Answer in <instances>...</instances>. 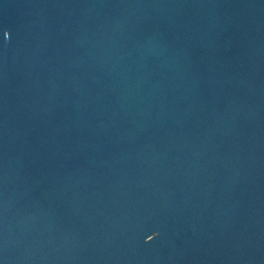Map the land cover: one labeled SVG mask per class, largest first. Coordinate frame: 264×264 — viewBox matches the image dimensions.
Listing matches in <instances>:
<instances>
[{"label": "water", "instance_id": "95a60500", "mask_svg": "<svg viewBox=\"0 0 264 264\" xmlns=\"http://www.w3.org/2000/svg\"><path fill=\"white\" fill-rule=\"evenodd\" d=\"M0 264H264V0H0Z\"/></svg>", "mask_w": 264, "mask_h": 264}]
</instances>
